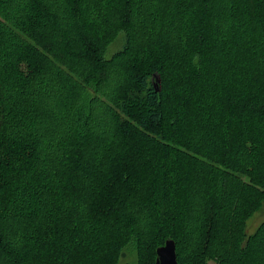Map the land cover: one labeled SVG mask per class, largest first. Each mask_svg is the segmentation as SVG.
Returning <instances> with one entry per match:
<instances>
[{
	"label": "trees",
	"instance_id": "trees-1",
	"mask_svg": "<svg viewBox=\"0 0 264 264\" xmlns=\"http://www.w3.org/2000/svg\"><path fill=\"white\" fill-rule=\"evenodd\" d=\"M263 204L264 0H0V264H264Z\"/></svg>",
	"mask_w": 264,
	"mask_h": 264
},
{
	"label": "rangeland",
	"instance_id": "rangeland-1",
	"mask_svg": "<svg viewBox=\"0 0 264 264\" xmlns=\"http://www.w3.org/2000/svg\"><path fill=\"white\" fill-rule=\"evenodd\" d=\"M124 40V34L123 32H120L116 35V37L108 44L106 47L104 56L110 57L113 53H115L118 49L121 48ZM117 78V77H116ZM118 79V78H117ZM124 83V82H123ZM120 86V83L118 81L112 79L109 82L108 90L111 91V93L116 92L115 90L118 88L119 91H122L123 88H126L125 85ZM131 86V84H130ZM133 88V86H131ZM101 117V116H100ZM99 117H97V120ZM264 220V204L261 205L257 210H255L251 216L246 221V232L248 234H251L255 231V229L261 224V222ZM138 253L136 249L125 246L121 252V255L118 260V264H138Z\"/></svg>",
	"mask_w": 264,
	"mask_h": 264
},
{
	"label": "water",
	"instance_id": "water-1",
	"mask_svg": "<svg viewBox=\"0 0 264 264\" xmlns=\"http://www.w3.org/2000/svg\"><path fill=\"white\" fill-rule=\"evenodd\" d=\"M155 89H159V85L154 84ZM155 264H178L176 260L175 242L173 239H167L165 243L156 249Z\"/></svg>",
	"mask_w": 264,
	"mask_h": 264
}]
</instances>
